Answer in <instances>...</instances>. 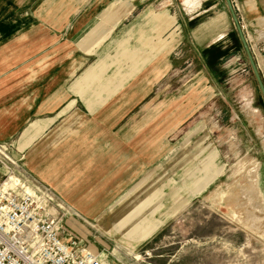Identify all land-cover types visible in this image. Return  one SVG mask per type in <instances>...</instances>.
Returning a JSON list of instances; mask_svg holds the SVG:
<instances>
[{
  "label": "rangeland",
  "instance_id": "374dc122",
  "mask_svg": "<svg viewBox=\"0 0 264 264\" xmlns=\"http://www.w3.org/2000/svg\"><path fill=\"white\" fill-rule=\"evenodd\" d=\"M157 1L104 55L33 59L61 65L66 78L50 95L61 130L35 161L47 157L51 167L52 157L57 173L60 161L73 164L62 178L82 191L97 186L100 196L113 171L130 168L131 183L107 201L112 215L71 207L78 216L64 217L104 264H264V103L225 1L210 9L228 22L207 48L182 35ZM262 31L244 33L264 81ZM37 74L57 83L60 73ZM19 148L9 153L18 176L41 183L29 147Z\"/></svg>",
  "mask_w": 264,
  "mask_h": 264
},
{
  "label": "crops",
  "instance_id": "0c3cea01",
  "mask_svg": "<svg viewBox=\"0 0 264 264\" xmlns=\"http://www.w3.org/2000/svg\"><path fill=\"white\" fill-rule=\"evenodd\" d=\"M185 1L158 0L156 9L163 13L173 11L171 20L174 18V23H180L182 35L195 41L199 47L214 46L212 44L224 34L221 24L228 22L227 15L210 13V9L215 7L214 0H189L193 5H187ZM235 1L243 30L247 28L262 33L264 0ZM149 5L148 0H0V142L11 141L16 144L17 150L20 145H27V165L32 174L82 215H101L102 211L112 215L110 209L104 212L107 201L113 199L127 183H131V171L130 168L125 174L123 170L117 173L113 171L108 176L109 184L99 186L103 189L100 196L97 186L94 193L92 188L88 189L89 192L82 191L83 186L70 184L72 180L69 175L62 178L66 168L73 164L63 169V162L60 161L57 173L51 170L56 168L52 157L51 167H48L47 157L41 164L35 161V152L42 149L45 153L50 136L61 130V123H55L58 118L52 114L56 108L51 107L50 95L51 88L57 87L66 78L61 79V72H65L61 65L34 63L33 59L42 56L45 59L50 56L104 55L120 41H127L123 37L128 30L131 31L133 22L143 17ZM201 7L204 8L192 15L193 10ZM224 7L232 21L226 2ZM148 32L144 30L140 35ZM132 38L130 36L129 39ZM52 68L60 73L58 84L55 81L52 83L50 78L46 80L44 74H37L50 72ZM37 78L41 79V87ZM83 115L86 116V113ZM40 137L42 139L37 142ZM91 141L95 145L97 140ZM61 151L58 154L62 155ZM96 153L98 151L92 155L93 159L95 155L99 157ZM161 158L162 154L152 157L156 162Z\"/></svg>",
  "mask_w": 264,
  "mask_h": 264
},
{
  "label": "built area",
  "instance_id": "2783aa9c",
  "mask_svg": "<svg viewBox=\"0 0 264 264\" xmlns=\"http://www.w3.org/2000/svg\"><path fill=\"white\" fill-rule=\"evenodd\" d=\"M12 147L11 141L0 142V264H104L64 219L78 216L71 207L49 186L18 176ZM10 176L18 178L6 182Z\"/></svg>",
  "mask_w": 264,
  "mask_h": 264
},
{
  "label": "water",
  "instance_id": "95a60500",
  "mask_svg": "<svg viewBox=\"0 0 264 264\" xmlns=\"http://www.w3.org/2000/svg\"><path fill=\"white\" fill-rule=\"evenodd\" d=\"M225 2H226V6H227V8H228V10L230 12V15H231L235 30H236V32L238 34L240 43H241L242 48L244 50V53H245V55L247 57V60H248L249 65L251 67L253 76L255 78V81L257 83L258 89L260 91V94L262 96V100H263V103H264V81L262 79V76H261V73L259 71L258 65H257L256 60L254 58V55L252 53V49H251V47H250V45L248 43V40L246 38V35L244 33V30L242 28V25L240 23V20L238 18V15H237V12H236V9L234 7V4H233L232 0H225Z\"/></svg>",
  "mask_w": 264,
  "mask_h": 264
},
{
  "label": "bare ground",
  "instance_id": "6f19581e",
  "mask_svg": "<svg viewBox=\"0 0 264 264\" xmlns=\"http://www.w3.org/2000/svg\"><path fill=\"white\" fill-rule=\"evenodd\" d=\"M185 4H187V5H193V3H191L189 0H187V1H185ZM18 178V176H16V177H14V176H10V178H8L7 180H6V182H8L9 181V179H13L14 181L16 180Z\"/></svg>",
  "mask_w": 264,
  "mask_h": 264
}]
</instances>
